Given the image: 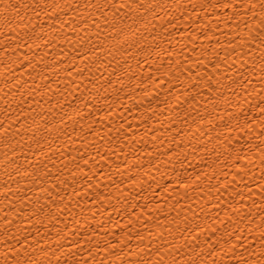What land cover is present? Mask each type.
Instances as JSON below:
<instances>
[{
	"label": "bare ground",
	"instance_id": "bare-ground-1",
	"mask_svg": "<svg viewBox=\"0 0 264 264\" xmlns=\"http://www.w3.org/2000/svg\"><path fill=\"white\" fill-rule=\"evenodd\" d=\"M208 5L0 0V264H264V12Z\"/></svg>",
	"mask_w": 264,
	"mask_h": 264
},
{
	"label": "snow or ice",
	"instance_id": "snow-or-ice-1",
	"mask_svg": "<svg viewBox=\"0 0 264 264\" xmlns=\"http://www.w3.org/2000/svg\"><path fill=\"white\" fill-rule=\"evenodd\" d=\"M208 6L223 9L225 13L231 10L234 12L235 15L240 14L237 10L241 8L244 9L245 13L256 9L257 7H259L261 11L264 12V0H260L258 5L256 3H253L252 0H248L246 4L241 2V0H218L217 3L213 4L211 3V0H209ZM16 14L19 15L18 9ZM8 23H11V21H8ZM262 23H264V20H262ZM261 111L264 112V109H261ZM85 264H87V262H85ZM158 264H163V260L161 259Z\"/></svg>",
	"mask_w": 264,
	"mask_h": 264
}]
</instances>
